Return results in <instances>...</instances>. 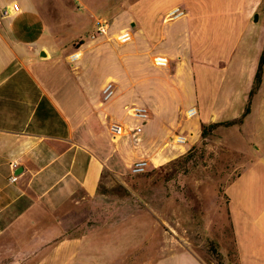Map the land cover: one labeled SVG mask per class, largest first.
<instances>
[{
  "label": "crops",
  "instance_id": "crops-1",
  "mask_svg": "<svg viewBox=\"0 0 264 264\" xmlns=\"http://www.w3.org/2000/svg\"><path fill=\"white\" fill-rule=\"evenodd\" d=\"M11 3L19 12L0 18V264H216L175 244L154 255L114 253L112 245L81 252L87 235L112 225L113 212L78 235L70 214L79 198L98 195L104 175L122 182L137 160L172 159L199 138L201 124L237 119L248 101L242 122L229 126L248 130V161L224 194L235 264H264V65L249 99L264 0H90L108 29L92 38L93 25L72 48L32 0L0 7ZM176 7L185 14L168 19ZM122 31L130 33L124 43ZM72 52L79 58L70 61ZM157 55L166 66L154 65ZM131 105L146 107L147 120L129 116ZM189 107L197 115L180 122ZM112 122L123 134L109 132ZM176 132L188 143L176 144Z\"/></svg>",
  "mask_w": 264,
  "mask_h": 264
},
{
  "label": "rangeland",
  "instance_id": "rangeland-1",
  "mask_svg": "<svg viewBox=\"0 0 264 264\" xmlns=\"http://www.w3.org/2000/svg\"><path fill=\"white\" fill-rule=\"evenodd\" d=\"M79 1L32 0L48 28L65 40V47H77L93 34L96 19L90 0ZM248 139L244 128L238 132L220 126L205 139L199 136L185 145L172 159L149 163L139 174L128 172L122 182L104 175L96 197L79 198L81 208L70 214L76 224L69 231L87 232L105 219L108 209L114 221L107 231L99 226L87 235L79 251L105 252L112 245L114 253L128 248L154 255L175 244L207 254L216 264H235L224 186L248 161ZM79 221L85 224L75 229Z\"/></svg>",
  "mask_w": 264,
  "mask_h": 264
},
{
  "label": "built area",
  "instance_id": "built-area-1",
  "mask_svg": "<svg viewBox=\"0 0 264 264\" xmlns=\"http://www.w3.org/2000/svg\"><path fill=\"white\" fill-rule=\"evenodd\" d=\"M20 7L17 3H11L10 5H5L0 7V18H5L8 17L12 14H15L19 12ZM185 14V11L180 9V8H174L171 11L168 12L167 18L168 19H173L177 18L179 16H182ZM109 22L103 18H98L95 21L94 24V32L92 34V38L95 37V35L98 34H103L105 31L108 29ZM117 39L119 42L124 43L130 40V33L128 31H122L118 34ZM79 56L77 55V52H72L69 55V60L74 61L78 59ZM154 65L156 66H166L168 63V60L165 56L157 55L154 58ZM113 93L112 86L111 84H108L105 89H104V97L107 99L109 98ZM127 114L133 118H136L140 120V122H144L147 120L149 112L148 109L144 106H139V105H131L127 108L126 110ZM197 115V110L195 107H189L188 109L185 110L184 116L186 118H192ZM109 132L113 136H118L123 134L124 132V126L120 123L112 122L108 126ZM135 132H140L141 131V125H137L134 127ZM173 141L176 144H186L187 137L184 134H176L175 137H173ZM148 166V163L146 160H137L133 162V164L130 166V172L132 174H139L142 173L146 170ZM10 180L15 181L16 177L12 176L10 177Z\"/></svg>",
  "mask_w": 264,
  "mask_h": 264
},
{
  "label": "trees",
  "instance_id": "trees-1",
  "mask_svg": "<svg viewBox=\"0 0 264 264\" xmlns=\"http://www.w3.org/2000/svg\"><path fill=\"white\" fill-rule=\"evenodd\" d=\"M263 65H264V46L261 51L260 57L258 59L257 69L254 75V81L253 86L249 92V99L250 97L256 92L258 89L261 78H262V71H263ZM249 112V101L248 104L242 114L241 117L237 119L232 120H225V121H218V122H211L209 124H201V130H200V137L201 139H205L209 134H211L217 127L223 126V127H229L235 124H239L242 122L243 117Z\"/></svg>",
  "mask_w": 264,
  "mask_h": 264
},
{
  "label": "bare ground",
  "instance_id": "bare-ground-1",
  "mask_svg": "<svg viewBox=\"0 0 264 264\" xmlns=\"http://www.w3.org/2000/svg\"><path fill=\"white\" fill-rule=\"evenodd\" d=\"M77 55H78V53H77Z\"/></svg>",
  "mask_w": 264,
  "mask_h": 264
}]
</instances>
